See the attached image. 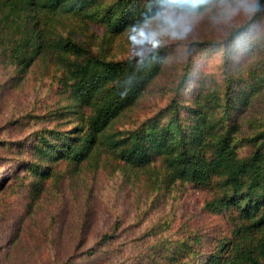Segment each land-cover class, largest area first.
Wrapping results in <instances>:
<instances>
[{"label": "trees", "instance_id": "16d2710c", "mask_svg": "<svg viewBox=\"0 0 264 264\" xmlns=\"http://www.w3.org/2000/svg\"><path fill=\"white\" fill-rule=\"evenodd\" d=\"M216 1L206 0L201 8ZM166 2L0 0V63L22 73L42 55H52L61 70L56 74L59 93L70 98V103L51 112L52 120L61 124L35 132L28 149L30 160L14 158L26 176L21 185L31 186L36 199L47 181L62 177L60 164L79 168L113 157L122 172L149 173L158 190L192 184L210 191L204 207L211 213L232 209V229L229 234L218 232L215 241L209 232L191 228L163 243L158 251L169 264H264V118L256 120L255 131L246 136H240L235 120L237 111L250 104L249 97L264 98L263 59L252 67L247 82L238 71H226L221 87L215 83L192 99L175 95L138 125L114 128L160 75L168 50L116 59L109 57L103 44L146 26ZM69 19L85 26L101 22L105 26L101 49L96 39L79 40L62 32L60 25ZM260 19H264V0L256 1L251 17L223 42L194 41L190 46L225 49L230 41L250 34ZM257 33L248 40L252 48L263 44ZM192 68L188 60L178 88L183 89ZM244 142L252 150L241 155L238 148ZM4 145L8 152H24L22 142Z\"/></svg>", "mask_w": 264, "mask_h": 264}, {"label": "rangeland", "instance_id": "374dc122", "mask_svg": "<svg viewBox=\"0 0 264 264\" xmlns=\"http://www.w3.org/2000/svg\"><path fill=\"white\" fill-rule=\"evenodd\" d=\"M256 1L248 0L253 10L214 21L212 17L218 14L223 2L218 0L204 10L185 38H165L166 42L157 48L137 43L139 55L135 56L163 49L168 50L167 58L160 75L139 102L116 121L114 128L138 125L164 108L175 95L182 98L185 94L192 99L215 83L221 87L226 71H238L247 78L246 82L250 80L252 67L264 60V19L255 23L250 34L227 43L225 49L190 44L223 42L231 30L251 17ZM60 29L65 34L73 33L79 40L96 39V47L101 49L99 43L105 33L101 22L85 26L79 20L69 19ZM254 32L263 41L256 48L248 41ZM136 33L137 30L127 31L103 44L109 57L128 58L127 38ZM188 60L193 64L191 75L183 89L178 88ZM8 68L0 63V264H169L158 250L163 243L182 237L191 228L209 232L214 241L219 238L218 232L229 234L232 209L215 214L208 211L204 207L211 194L207 189L184 184L158 190L149 173L122 172L113 157L99 165L79 168L60 164L62 177L47 181L43 192L34 199L31 186L21 185L26 176L14 158L30 160L28 149L36 138L35 132L60 122L52 120L51 112L56 106L70 103V98L59 93L56 74L61 70L52 55H42L26 72ZM249 98L250 104L235 112L240 136L251 134L256 120L264 118V98ZM20 142L24 144L22 155L3 147ZM251 150L248 142L238 148L241 155ZM107 236L110 237L105 239Z\"/></svg>", "mask_w": 264, "mask_h": 264}, {"label": "clouds", "instance_id": "9594fccd", "mask_svg": "<svg viewBox=\"0 0 264 264\" xmlns=\"http://www.w3.org/2000/svg\"><path fill=\"white\" fill-rule=\"evenodd\" d=\"M206 0H167L165 6L160 8L151 21H146L147 28L141 26L136 34H130L128 41V58L139 55L136 50L137 43H143L149 48H157L166 42L165 38L183 39L192 30L193 25L204 15L201 5ZM253 10V5L248 0H223L218 9V14L212 19H230L239 11ZM135 27V26H134Z\"/></svg>", "mask_w": 264, "mask_h": 264}]
</instances>
